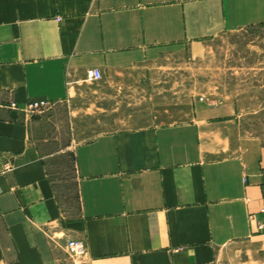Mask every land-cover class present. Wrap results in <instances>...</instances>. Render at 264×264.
I'll return each instance as SVG.
<instances>
[{"label": "crops", "instance_id": "obj_1", "mask_svg": "<svg viewBox=\"0 0 264 264\" xmlns=\"http://www.w3.org/2000/svg\"><path fill=\"white\" fill-rule=\"evenodd\" d=\"M263 26L264 0H0V264H264V133L245 127L264 112V56L228 72L248 68L255 85L200 97L183 121L75 132L155 65L180 69L208 40ZM32 100L48 101L49 125L9 106ZM66 149L71 207L46 168Z\"/></svg>", "mask_w": 264, "mask_h": 264}, {"label": "rangeland", "instance_id": "obj_2", "mask_svg": "<svg viewBox=\"0 0 264 264\" xmlns=\"http://www.w3.org/2000/svg\"><path fill=\"white\" fill-rule=\"evenodd\" d=\"M252 43L254 48L251 47ZM258 56H264V26L223 33L208 40L205 51L199 56L194 57L189 52L186 57L181 55L180 69L179 61L174 59H170L171 65L168 64L166 68L155 65L153 74L141 83L143 90L140 89L137 96L124 99L114 112L95 113L77 121L78 129L75 132L79 138H86L97 131H125L183 121L189 117L194 100L200 97L208 100L223 98L227 92H240L244 87L255 85L257 82L244 73L250 71L248 68L239 70V74L228 72H232L234 66L241 67L243 63H247L248 67L249 63L258 61ZM45 109L29 114L41 113L46 125H49L47 117L50 113ZM253 118L245 127L253 134L264 133V112L257 115L256 120ZM260 118L261 121H258ZM59 146L56 145V148ZM46 162L48 175L59 199L64 205L75 206L76 185L71 152L63 150ZM73 258L78 262L83 261V256ZM222 264L228 263L225 261Z\"/></svg>", "mask_w": 264, "mask_h": 264}, {"label": "built area", "instance_id": "obj_3", "mask_svg": "<svg viewBox=\"0 0 264 264\" xmlns=\"http://www.w3.org/2000/svg\"><path fill=\"white\" fill-rule=\"evenodd\" d=\"M101 78V72L98 68H91L86 71V79L90 81H96ZM48 101L46 100H32L27 101L23 107H19L15 102H10L9 106L14 109H20L26 113H33L48 107ZM10 165L6 164L4 170H9ZM259 213L262 215L257 219V227L261 228L264 220V207L260 209ZM249 218H253V215H249ZM68 253L72 256H83L85 251V246L82 241L71 239L67 241Z\"/></svg>", "mask_w": 264, "mask_h": 264}]
</instances>
